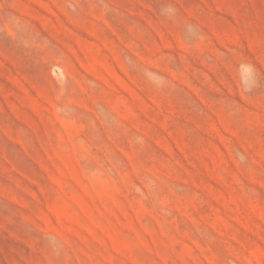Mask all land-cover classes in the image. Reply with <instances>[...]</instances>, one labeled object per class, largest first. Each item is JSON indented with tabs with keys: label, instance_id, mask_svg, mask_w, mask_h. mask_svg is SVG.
Instances as JSON below:
<instances>
[{
	"label": "rangeland",
	"instance_id": "rangeland-1",
	"mask_svg": "<svg viewBox=\"0 0 264 264\" xmlns=\"http://www.w3.org/2000/svg\"><path fill=\"white\" fill-rule=\"evenodd\" d=\"M0 264H264V0H0Z\"/></svg>",
	"mask_w": 264,
	"mask_h": 264
}]
</instances>
